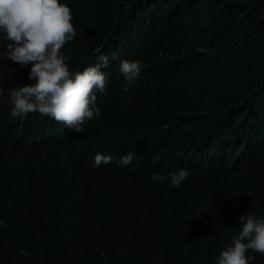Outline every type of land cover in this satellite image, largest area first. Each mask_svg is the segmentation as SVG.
Wrapping results in <instances>:
<instances>
[{"label":"trees","instance_id":"obj_1","mask_svg":"<svg viewBox=\"0 0 264 264\" xmlns=\"http://www.w3.org/2000/svg\"><path fill=\"white\" fill-rule=\"evenodd\" d=\"M61 2L70 7L76 29L75 38L62 48L71 70L93 64L98 55L105 54L110 67L113 58L141 60L144 83L158 84L163 77L165 85L203 81L209 86L202 84L209 93L201 105L204 121L218 117L222 123L217 134L221 153L212 157L230 169L248 156L256 159L254 146L249 152L246 144L256 131L252 125L264 124V0ZM125 43L128 56L122 50ZM160 51L166 56L159 57ZM115 75L110 73L107 92L132 97L131 92L120 90ZM136 98L138 103L147 100L144 94ZM10 107L7 95L2 97L0 264H201L203 242L205 247L210 239L192 240L187 227L234 229L244 212L255 210L264 216V202L248 197L239 205L225 204L228 199L221 195L225 183L239 181L245 186L250 178L211 182L202 177L204 170L198 166H160L147 161L137 174L113 177L110 167L90 170L89 158L81 154L48 159L30 132L37 126L36 119L12 123ZM60 144L48 146L60 153ZM214 148L211 144V154ZM181 168L189 173L179 187L183 190H164L151 183L152 171L167 179ZM60 170L89 173L85 187L80 178L66 186L71 194L64 202L75 203L71 220L53 218L48 212L53 205L45 191L54 174L50 171ZM137 175L142 178L136 182ZM145 193L150 197L142 199ZM147 209L151 220L146 218ZM181 213L178 220L176 214ZM103 217L111 221L105 223ZM252 264H264V258Z\"/></svg>","mask_w":264,"mask_h":264},{"label":"clouds","instance_id":"obj_2","mask_svg":"<svg viewBox=\"0 0 264 264\" xmlns=\"http://www.w3.org/2000/svg\"><path fill=\"white\" fill-rule=\"evenodd\" d=\"M75 36L71 9L61 0H0V102L7 95L12 123L28 117L36 119L37 126L30 132L39 152L45 151L46 158L57 160L75 154L87 156L90 170L110 167L113 177L139 173L143 161L160 166H198L204 170L202 177L211 182L250 178L245 186L239 181L222 186L221 195L228 199L225 204L239 205L248 197L256 203L264 202V124L252 125L256 131L246 144L249 152L254 146L256 159L251 161L248 156L230 169L212 157L221 153L217 150V134L222 123L218 117L204 121L201 105L203 96L209 93L202 84L207 83L198 80L202 84L181 81L165 85V77L158 84L144 83L141 60L113 58L110 67V57L105 54L98 55L93 64L71 70L62 48ZM122 50L128 56L126 43ZM165 56L160 51L159 57ZM112 72L120 90L131 92L132 97L107 92ZM142 94L147 100L138 103L136 97ZM185 101L187 105L183 106ZM126 131L135 133L124 135ZM51 143H61L60 153L52 152L48 146ZM211 144L215 145V154L209 152ZM50 172L54 174L45 191L53 205L48 212L53 218L71 220L75 203L64 202L71 194L66 186L80 178L81 187H85L89 173ZM188 175L184 168L170 172L167 179L152 171L151 183L164 190H183L179 187ZM141 178L137 175L133 179L137 182ZM147 196L145 193L141 198ZM146 212V218L153 219L148 209ZM255 213L241 214L234 229L204 230L200 224L187 227L192 240L210 239L205 247L203 242L201 264H252L264 258V216ZM176 217L180 220L183 214ZM184 217L189 215L185 213ZM102 221L111 220L103 217ZM21 251L28 255L27 250Z\"/></svg>","mask_w":264,"mask_h":264}]
</instances>
